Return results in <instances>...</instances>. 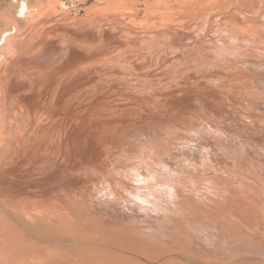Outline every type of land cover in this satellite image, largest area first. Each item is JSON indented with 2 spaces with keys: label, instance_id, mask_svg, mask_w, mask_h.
I'll list each match as a JSON object with an SVG mask.
<instances>
[{
  "label": "bare ground",
  "instance_id": "6f19581e",
  "mask_svg": "<svg viewBox=\"0 0 264 264\" xmlns=\"http://www.w3.org/2000/svg\"><path fill=\"white\" fill-rule=\"evenodd\" d=\"M33 2L32 0H14L11 4L16 8V12L3 16L1 15L2 0H0V16L7 18L11 23L9 29L0 32V264H218L217 262L219 264H230L229 262L231 264H245L246 262L264 264L257 262L264 261V213L260 212V208L264 211V171L259 169L254 160L250 158L245 159L246 164L242 162L238 164L239 161L244 160L245 150L243 149L239 151L233 149L236 158L238 157V162L234 161L236 164L231 166V164L222 165L220 163V155L228 152L225 143L232 138L228 129L230 124L227 120L233 118L236 123L238 122L237 124L240 123L264 132V113L258 112L256 117L254 115L256 112L253 113L254 111L250 109L251 104L246 107L242 101L244 99L241 100L243 96L253 103L255 97H252V93L247 91L243 95L234 96V100L228 99V95L225 98V95H222L225 93H211V98L214 100L212 99L213 103L210 102V104L214 105L213 109L217 113V116L211 117H215L217 121L218 118H222L218 115L223 113L222 116L226 121H221L222 123L219 121V125L215 122H206L209 126L204 127V132L203 128H200L201 133L197 128L186 126V123L187 133L183 132L184 129L181 132L182 128L179 125L180 132L178 133L180 134L174 131L176 136L171 134L177 140L174 149L166 140L170 134L165 128L163 131L165 133L160 131L162 130L160 122L152 121L154 115L151 121L149 119L146 122V120L144 125H134L136 133L141 129L142 134H145L148 132L145 130L147 128L152 134L151 138H148V135L142 136L145 148L143 146L140 150L138 147L139 153L131 155L128 154L129 152H123L125 154L120 155L117 152L115 154L112 147L100 150L101 148L97 146L98 140L94 141L92 137H88L89 130L87 131L86 126L83 125L85 121L80 125L75 123L77 125L69 129L70 123L67 120L83 110L87 112L90 106L85 103L88 100H91L90 104L94 102L97 104V99H101L103 89L100 88V81L103 77L97 75L101 70L97 71L94 68V72H88L86 75L84 74L86 68L84 63L95 60L96 64L99 63L98 67L103 63H100L102 59L104 63L105 60L110 61L120 70L121 68L125 70L127 66L123 69L121 65L129 62V57L126 55L129 50H126L125 55L122 56L116 52L115 48L112 49L109 42L105 46L101 45V40L100 46L91 48L88 46L89 52H86L82 46L70 43L59 33L67 32L70 36L86 37L92 40H97L99 34L90 35L88 32L89 34L85 35L81 33L83 30L72 32L67 31L66 27H59L56 24L57 20L67 18L68 14L67 12L58 14L59 2L55 0L41 4ZM118 4L122 9L125 8V5ZM115 6L117 5L112 4V7ZM212 8L217 18L215 21L217 29L219 23L223 24L230 32H235L242 39L246 49L242 50L241 54L246 58L259 57L264 61V0H214ZM208 12H206L207 15ZM20 23H24V27ZM216 24L213 25L216 26ZM205 29L206 27L204 31ZM87 30L89 29L85 31ZM107 35L105 38H109ZM140 38H142L141 35ZM135 47L138 46L134 45L133 52L137 50ZM260 48L263 50L260 51ZM133 52L130 51L129 55ZM119 54L120 57H118ZM94 62L90 64L95 65ZM255 64L251 61L238 63L246 69L253 70V73L255 71V74L262 78L264 63ZM114 65H107L111 73L109 76L113 80L120 77L114 75V71L112 73L111 70H114L112 68H117ZM120 70H115L116 74L122 75ZM110 78L108 79L110 83L106 84L108 88L113 82ZM120 79L118 82H121L123 86L126 79ZM116 82L113 83L117 84ZM130 83L132 85V82L128 84ZM141 84L139 82V85ZM111 87L113 88V84ZM133 87L131 86L132 90H134ZM131 88L127 87V89ZM108 91H104L103 95ZM141 91H143L142 88ZM191 92L194 91L191 90ZM114 93H111V90L109 92L110 95H116V92ZM198 94L203 97V100L207 98L204 93ZM102 98L105 97L102 96ZM153 98L149 97L154 101L156 98L154 96ZM182 102L185 103V101ZM157 104L162 105L161 102L160 105ZM210 104L203 101L202 108L209 111ZM225 104L232 107H226ZM240 104L244 107L239 106ZM118 105L115 103V106L118 107ZM133 106L134 104L131 107ZM152 106H148V110L153 108L154 111ZM158 106L156 108H159ZM234 108L244 109L243 112H247L245 117L236 114L234 116V113L230 112ZM111 110L107 111L106 107L105 112L110 113ZM139 110L138 113L141 112ZM102 111L104 112L103 109ZM142 111L145 113L144 109ZM124 115L127 118V115ZM78 118L75 116L74 119ZM112 119L117 121L115 115ZM105 120L108 129L119 133V138L122 136L132 142L133 138L139 134L134 136V132L132 134L126 130L124 125L128 123L126 120V123L123 122L125 127L120 122ZM191 123L193 125V122ZM175 131L179 130L175 129ZM106 132L108 133L107 130ZM115 133L112 136H115ZM181 133L186 136L183 137ZM93 135L95 134L92 133ZM131 135L134 137L132 138ZM97 136L99 137L98 134ZM163 136L168 137L164 139ZM115 140L114 143L117 142ZM170 140L172 139L169 138ZM107 141L106 144L110 140ZM99 142L101 143L100 140ZM111 142L109 143L112 144ZM254 142L257 144L260 141L255 140ZM105 143L103 144L106 145ZM125 145H120V147ZM118 147L119 145L117 149ZM262 147L264 148V145ZM180 149L182 152L185 150L186 153H182ZM200 154L204 155L205 160L201 159ZM122 156L125 161L132 163H125L127 167L122 166L123 170L118 171L121 166L115 164L117 162L114 157ZM224 175L229 179L227 182L222 181ZM100 201L105 203V207H100ZM120 208H123L124 212ZM117 213L119 217L115 215Z\"/></svg>",
  "mask_w": 264,
  "mask_h": 264
},
{
  "label": "rangeland",
  "instance_id": "374dc122",
  "mask_svg": "<svg viewBox=\"0 0 264 264\" xmlns=\"http://www.w3.org/2000/svg\"><path fill=\"white\" fill-rule=\"evenodd\" d=\"M12 1H14V0H2V3H1L2 4L1 15L9 16V13L14 14L16 12L15 11L16 8H14L12 6L13 4H11ZM48 1L50 2L52 0H32L33 3L39 2L40 4L41 3H45V2L48 3ZM55 1L59 2V5H57L58 14H62L63 12H67V14H68L67 18H64V19L59 18V20H57L56 24L59 27H62V28L66 27L67 31H72V32L73 31H77L78 32V30H80L79 32H81V30H83L81 33L85 34V35H88L89 33H90V35L91 34H95V33L99 34L98 37H97V40H92V39H87L86 37L70 36L67 32L59 33L60 36L61 35L64 36L70 43H75L76 45L82 46V49L84 51H86V52H89V48H91V47L100 46L101 40H102L101 45L105 46V44H107L109 42L111 44V45L110 44L109 45L112 47V49L115 48L116 52L120 53L122 56L125 55L124 52H126V50H129L126 53V55H128V57H129V62L126 63L127 65L125 63H124V65H121V67H123V69H124L125 66H127L128 70H127V68H125V70L127 72H125V70H122V68L120 70V68L116 64L114 65L113 62L105 60V63H104V61H102V59H101V61L100 60L99 61H100V63L101 62H103V63H101L100 66H98V67H97V65L99 63L96 64L97 62L95 60H92L93 62L95 61L94 62L95 65L90 64V63H93L92 61L84 63V66L86 65V68L84 69V74H86V73L88 74V72H94L95 69L97 71L101 70L99 72V74H97V75H100V77H103L101 79V81H100L101 84L99 83L100 84V88L103 89V92H101L102 91L101 89L99 90L101 92V97H100L101 99H99V98L97 99V104H96V102L90 104L91 100L90 101L88 100L85 103V105L89 104V106H90V108H88V106H86L88 108L87 112L83 110V111H81L82 113L79 112V113L73 115L72 117H70L67 120L70 123V125L72 123L71 126L68 124L69 125L68 127H70L69 129H73L75 125H77V124L80 125V124H82L83 121L86 122V120L89 119V120H87L86 123L83 122V125L86 126L87 131L89 130L87 132L88 133V137L89 138L92 137V139L94 141L98 140L97 142L99 144L97 146H98L99 149L101 148L100 150L112 147V149H114L115 154H117V152L120 155H122L123 152H125V153L129 152L128 154H131V155H135V154L139 153L140 152L139 148H140V150L142 149L143 146L145 148V141L143 142L142 136L148 135L147 137L151 138L152 134L149 131V129H147V128L145 130H147L148 132L143 131V132H146L145 134L144 133L142 134L141 129H139V131L136 133L134 125L135 124L144 125V123L148 122L149 119L151 121V119H152V117L154 115L156 117L154 116L152 121L160 122V124L162 125V127L160 126L162 128V130H160V131L162 133H165V132H163V131H165L164 130V128H165L166 132H168L170 134L169 138L172 139L170 141H169V138H167L168 136L167 137L163 136V137H164V139L167 138L166 140H167V142L171 143L172 148L177 145L176 144L177 140H176V138H174V136H176V134H180V133H178V132H180V129H179L180 126L182 128L181 132L184 129L183 132L187 133L186 130L188 129V127L197 128V130L199 132L203 128V132H204V127L207 125L206 122H209V123H211V122L214 123L215 122L216 125H219L221 121L223 122V121H226V120H224L225 118H224V116H222L223 113L222 114L220 113L221 115H218V117H222V118H218L217 121L215 120V117H211L213 115L217 116L216 110L213 109L214 105L212 106L210 104V102H212L214 100L213 98H211L212 97L211 93L213 94L215 92H220L221 94L225 93V94H222V95H225L224 96L225 98H227L229 96L228 99L234 100V96L243 95L247 91H250L252 93V97H255V98H253V100H255V101L253 103H250V101H248L247 98L243 97V96H241V100L244 99L242 101H243V103L246 104V107L247 106L249 107V105L251 104L250 109L252 111H254L253 113L256 112V114H254V115H256V117L258 116L257 115L258 112L259 113L260 112L264 113V110H263L264 109V95H263L264 94V91H263V89H264V87H263V84H264V77H263L264 73L262 74L263 76L261 78V77L258 76V74H255L256 73L255 71L253 73V70L246 69L245 67L238 65V63H240V62L243 63V62H246V61H249V62L251 61L253 64H255V63L257 64L258 63L257 65H260V64H263L264 61L261 60L259 57L258 58H246V56H243L241 54L242 53L241 51L245 50L246 46L243 44L242 39L235 32H230L227 29V27H224L225 25L219 23V25H218L219 28L217 29V24L215 23L217 18H216V16H214V13L212 12L213 11L212 7H213V1L214 0H208V1L205 0V2H204V0H55ZM201 2H202V4H201ZM118 3L125 5V8L122 9V7H120ZM210 3L212 5H210ZM112 4H116L117 6L112 7ZM206 8H208V9L205 10ZM59 12H61V13H59ZM206 12L209 13L208 14L209 16L207 15ZM3 16L2 17L0 16V32L1 31L4 32V30L9 29L10 25H11V23L7 20V18H3ZM63 21H64V23H63ZM205 22H206V24H205ZM213 24H216V26L213 25ZM20 25L22 27H24V23H20ZM82 27H84V29H82ZM205 27H206V29H205L206 32L204 31ZM87 28L89 30L90 29L91 30L90 31L89 30L85 31ZM75 29H77V30H75ZM222 29H224V30L221 32ZM94 31H96V32H94ZM185 31H187V32H185ZM162 33H163V35H162ZM104 34L105 35L108 34L107 36H109V38H105ZM140 35H141L142 38H140ZM183 35H185V36L183 37ZM228 35H229V37H228ZM102 36L105 39L104 38L102 39ZM125 37H126V39H124ZM131 38H133V39H131ZM106 39H107V41H106ZM190 39H192V40H190ZM160 40H162V42ZM130 42H132V43H130ZM149 42H152V43H149ZM238 42L239 43L241 42V43L239 44ZM145 43H147V44H145ZM224 44H225V46L222 47V45H224ZM93 45H95V46H93ZM134 45L138 46L137 48L135 47V49H137L136 52H133L134 51ZM139 45H140V47H139ZM88 46H89V48L87 49ZM132 46H133V48H132ZM142 46L143 47L145 46V47L143 48ZM188 46H189V48H187ZM129 47H130V49H129ZM235 50L237 51V53H236ZM262 50L263 49L260 48V51H262ZM130 51L133 52L131 55H129ZM149 51H151V52L149 53ZM163 52H164V54L162 55ZM120 54H119V56L118 55L117 56L120 57L121 56ZM204 55H205V60H204ZM237 57H239V58H237ZM144 58H145V60H144ZM149 61H151V62H149ZM192 61H193V63H192ZM201 61H203V62H201ZM204 61H205V63H204ZM106 62L109 63V64H107ZM200 62H201V65H200ZM111 63H112V65H110ZM133 63H135V64L133 65ZM173 63L176 66H173L174 65ZM184 64H186L187 66H185ZM211 64L214 65V66H210ZM104 65H106V66L104 67ZM107 65H109V66H113V65L117 66V68H112V69H114V70H111L112 73L114 71V75H118L120 77H122L124 75V77H122L121 79L124 78V79L130 80V81L126 82V80H124L123 83L125 85L123 84V86H122V83L118 82L120 77L118 79H115V80L110 78L109 75H111V73L109 71L110 70L109 66L107 67ZM117 69L120 70V74H122V75L116 74L117 71H115V70H117ZM145 69L147 70L148 73L146 72ZM169 69H171V70H169ZM229 69H231V70H229ZM201 70H203V71H201ZM225 70H227V71H225ZM102 72H104V73L101 74ZM134 72H137V73L134 74ZM175 72H177V73H175ZM160 73H162V74H160ZM106 75H108V77L110 78L111 82L112 81L113 82L114 81L118 82V83L116 82L117 84H119L118 87H117V84H115L113 82H112L113 88L111 87L112 84H109V86L111 85L109 87L110 90H111V93L116 92V95H113V94L110 95L109 94L110 90L106 86V84L110 83V81L108 80L109 78ZM114 75H113V77H115ZM233 75H235L234 76L235 78H233ZM118 76H116V77H118ZM97 77H99V76H97ZM136 77H139V78H136ZM160 77H162V78L164 77V78L161 79ZM238 77H240V78L238 79ZM258 77L261 80L260 79L258 80ZM147 78H149V79H147ZM135 79H136V82H135ZM157 79H158V83H157ZM105 80H106V82H105ZM215 80H216V82H215ZM228 80H230V81L232 80L231 81L232 83L230 81H228ZM147 81H150L151 83H149ZM159 81H161V82H159ZM176 81H177V84L178 85L181 84L182 87H181V85L178 86L176 84ZM129 82H132V85H131V83L129 85L128 84ZM139 82L142 83L145 87L142 84L139 85ZM162 82H164V83H162ZM244 82H247V83H244ZM114 84H115L116 88L114 87ZM155 85H156V87H155ZM161 85H163V86L160 88ZM259 85H260V88H258ZM104 86H106V87H104ZM119 86H122V87H120V89H118ZM131 86L132 87L135 86V88L133 87V89L135 91L132 90ZM218 86H219V88H218ZM229 86H231V87H229ZM127 87H129L131 89H127ZM204 87H205V89H204ZM222 87H224V88H222ZM106 88H108V89H106ZM136 88H139L140 90L138 89L139 90L138 91ZM141 88L143 89V91H141ZM178 88H180L179 91H178ZM121 89H123V91ZM208 89H209V91H208ZM242 89H244V90H242ZM257 89H259V90H257ZM126 90H128V91H126ZM191 90H193L194 92H191ZM104 91H108V92H105V95H103ZM197 92L206 94L208 99L204 98V100H203V97H201ZM120 93H122V94H120ZM138 93H141V94H138ZM129 94L131 95V97H130ZM146 94L148 95V97H147ZM140 95L141 96L143 95V96L141 97ZM149 95L151 96V98H153V96H154L156 99L154 101H153L154 98L150 100L149 99V97H150ZM102 96L107 98L106 99L107 101L105 100V98H102ZM132 96H133V98H132ZM199 96L201 97L202 100L199 99L200 98ZM231 96H233V97H231ZM115 97H116L117 100L115 99ZM121 97H122V100H121ZM157 97H159V99ZM123 98H125V99H123ZM145 98H147V99H145ZM143 99L145 101H143ZM100 100L102 101V103H99V102H101ZM103 100H105V101H103ZM119 100H121V101H119ZM148 100H150V101H148ZM181 100L185 101V103H187V104H185ZM110 101H111V103H110ZM203 101L204 102H208L210 104L211 107L209 108V111L204 110L202 108V102ZM114 102L116 103V105L119 104L118 107L115 106ZM117 102H118V104H117ZM121 102H122V104H121ZM131 102H132V104H131ZM160 102L162 103V105H160ZM124 103H125V105H124ZM149 103L150 104L154 103V104H152L153 105L152 106ZM157 103H159L160 106H158ZM100 104H102V105H100ZM133 104H134V106L131 107ZM91 105H94V106L92 107ZM95 105H97V106H95ZM109 105L112 106L110 109H109V107H110ZM126 105L129 106V107L127 108ZM155 105H157L159 108H156L157 106L155 107ZM232 105H233V107H235L234 103H232ZM103 106H104L105 109L103 108ZM105 106L107 107V111L111 110L112 108L114 110L112 109L110 113L109 112H105V110H106ZM122 106H125V107H122ZM148 106L149 107H151V106L154 107V111L152 110L153 108L152 109L149 108V110H148ZM161 106H163L164 109ZM225 106L228 107L229 105L225 104ZM239 106H242V105L240 104ZM83 107H85V106H83ZM100 107L104 110L105 113L102 111V109ZM121 107H122V109H121ZM134 107L135 108L138 107V108L135 109ZM242 107H244V106H242ZM115 108H117V110ZM123 108H125L126 110L129 109V110L126 111L125 109L123 110ZM258 108H260V109H258ZM91 109L92 110L95 109V110L92 111ZM96 109H97V111H96ZM133 109H134V111H133ZM138 109H140L141 112L138 113ZM143 109L145 110V113H143L144 112V111H142ZM85 110H86V108H85ZM88 110H91V111L88 112ZM120 110L122 111L121 113H123L121 116L119 115V114H121ZM148 111L152 112L151 115H147V114L150 113ZM164 111H165V114H164ZM176 111L178 113L179 112L180 113L177 115ZM239 111H240L241 114L238 113ZM243 111H244V109L238 110V109L234 108L233 111H230V112L234 113V116L236 114V115H238L240 117H245L247 112H243ZM83 112H85V113H83ZM100 112H101L102 115L100 114ZM193 112H194V115H192ZM230 112H228V113H230ZM242 112H243V114H242ZM103 113H104V115H103ZM140 113H142L143 115L140 114ZM162 113H163V115H162ZM195 113H196V115H195ZM106 114L109 115L110 118ZM124 114L127 115V118H126V116ZM136 114L139 115V116L137 117ZM98 115L100 116V118H99ZM114 115H115V119L117 121L112 119V117L114 118ZM164 115H166V116H164ZM174 115H176V116H174ZM254 115H252V117H255ZM75 116L79 117V118L75 120L74 119ZM104 116H105V118H104ZM163 116H164V118H163ZM121 117L124 118V120ZM91 118L93 119V121H92ZM146 118H148V119H146ZM203 118L205 119V121H204ZM209 118H210V120H211V118H213V119L210 121ZM259 118H261V117H259ZM79 119H81V120H79ZM90 119H91V121H90ZM95 119H98V120L100 119L99 123H98V120L96 121ZM105 119L110 120L111 122H120L122 125L124 123H126V121H128L127 125L124 124L126 127L124 125H123V127H125L126 130H129L130 131V132L128 131L129 133L133 134V132H134V136L136 134H138V133L140 134V132H141L142 135L138 134V136H136L135 138H133L134 136L131 135L132 138H133L132 142L130 140H127L126 138H124L122 136H121V138H122L121 139V138L118 137L119 133H117L113 129H108V127L106 126V123L104 122V121H106ZM163 119L164 120L166 119V120L164 121ZM182 119H184V120H182ZM94 120L96 121L95 122L96 124L94 123ZM168 120H171V121L168 122ZM231 120H232V122H231ZM233 120H234L233 118L227 120L228 121L227 123L230 124L228 129H229V131L231 133L232 138L229 141H226V143H225L226 146H227L228 152L226 151L224 155H222V154L220 155V163L222 165L231 164V166L236 164V163H234V161L238 162V159H237L238 157L236 158V154H234L235 151H233V149H235L237 151H239L240 149L241 150L243 149V150H245L244 151L245 152V157H244V160L239 161L238 164L241 163V162L243 164H246L247 160H249V158H250V160L251 159L254 160L256 165H258L257 167L259 169H263L262 171H264V154H263L264 148L262 147V145H264V132H261V131H259L258 129H255V128H253V129L249 128L246 125H242L240 123L237 124L238 122L236 123L235 120L234 121ZM177 121H178V123H177ZM101 122H102V126H101ZM188 122L190 124H188ZM191 122H193V125H192ZM75 123H77V124H75ZM129 123L131 125H129ZM162 123H164V125L165 124L166 125L164 126ZM185 123H186V126H188V127H185ZM86 124L87 125L89 124L90 126L88 125V127H87ZM97 124L100 125V127ZM182 124H183V126H182ZM196 124H197V126L195 127ZM104 126H106V127H104ZM207 126H209V124ZM95 128H96V130L99 129L100 132H98L99 130L96 131ZM175 129H177L179 131H175ZM106 130L108 131V133L106 132ZM255 130H257V132ZM91 131L95 135L92 136V133H90ZM173 131L176 134H174ZM106 133H107V135H105ZM113 133H115L116 135L112 136ZM184 133H181L183 135V137L186 136V134H184ZM252 133H254V134H252ZM97 134L99 135L100 139L97 136ZM101 134L103 136H105V137L107 136L106 137L107 139L110 136L113 137V138L110 137L108 139V141L110 140L109 142L112 141L111 142L112 144H110L105 137L101 136ZM171 134H173L174 136L171 135ZM248 134L249 135L251 134V135L249 136ZM171 136H172V138H171ZM187 136H188V134H187ZM251 136H252V138H251ZM116 137H118V138H116ZM103 138H104V140H103ZM115 138L117 140H115ZM134 139H136V140H134ZM138 139H140L142 142H140V140H138ZM99 140L101 141V143L99 142ZM114 140L118 142V143L115 142L117 145L114 143ZM126 140H127V143H126ZM255 140H259L260 144L259 143L256 144L254 142ZM106 141L108 142L107 144L105 143ZM102 142L105 143L106 145H104ZM121 142L123 144H126L125 145L126 148H125V146H121L120 147V145H123ZM128 142H129V144H128ZM138 142H139V144L141 143V145H139ZM118 145H119V147L117 149ZM119 149H120V151H118ZM136 149H138V150H136ZM127 150H130L131 152L127 151ZM180 150L182 152V149H180ZM183 152H185V150H183ZM125 153H123V155ZM177 154H179V153H177ZM200 155L199 156L201 157V159L205 160L204 159L205 158L204 155H202V154H200ZM114 158L116 159L115 162H117L115 164L121 166V168L119 166L120 169L118 171H122L124 166L127 167L125 165V163H129V164L132 163L130 161L129 162L125 161L123 156L122 157H118V158L114 157ZM227 158L229 159L228 161L225 160ZM245 159H247V160L245 161ZM195 175H197V174H195ZM223 179H225V180H223ZM228 180H229L228 177L226 175H224V178H222V181L223 182H227ZM99 204H101L100 207H105V203H103V202L101 203V201H100ZM121 210L124 212L123 208ZM125 211H126V209H125ZM260 212L264 213L263 208H260ZM115 215L117 217H119L118 213L115 214ZM153 228L156 229L155 226H153ZM218 259H220V257ZM257 262L258 263H264V261H262V262L261 261H257ZM217 263L219 264V262H217ZM229 263L231 264V262H229ZM245 264H249V263L246 262Z\"/></svg>",
  "mask_w": 264,
  "mask_h": 264
}]
</instances>
